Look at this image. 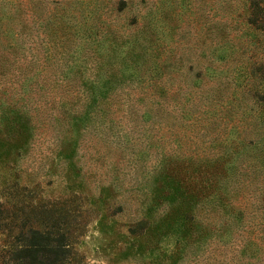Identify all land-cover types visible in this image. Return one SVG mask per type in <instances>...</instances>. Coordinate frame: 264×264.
Here are the masks:
<instances>
[{"label":"trees","instance_id":"16d2710c","mask_svg":"<svg viewBox=\"0 0 264 264\" xmlns=\"http://www.w3.org/2000/svg\"><path fill=\"white\" fill-rule=\"evenodd\" d=\"M240 2L244 22L264 32V0ZM84 4L93 8L89 22L87 14H76ZM125 5L126 0H0V169L7 171L1 179L0 231L5 229L7 238L0 264L67 260L80 215L69 204L87 189L76 163L79 141L87 127L120 124L122 118L133 127H156L157 139L165 130V136L172 135V144L158 150L141 182L133 179L124 187L115 176L85 194L100 212V225L105 217L127 212L124 226L134 256L146 264H176L182 253L199 249L208 238L244 225L252 229L244 218L242 188L246 178L255 177L248 172L264 164V88L244 84L254 110H244L239 122L233 119L225 134L224 127L211 131L216 109H209L207 93L195 98L187 92L182 100L162 78L168 64L158 58L159 19L147 17L131 31L114 27L110 13ZM104 7L108 17H101ZM243 71V77L251 75ZM197 77L193 84L201 80ZM125 86L147 103L128 102L117 117V96ZM131 99L128 93L124 100ZM45 124L60 126L55 155L63 162L68 194L31 203L18 198L17 188L31 200L37 183L20 179L17 161ZM244 155L253 159L248 166L240 162ZM258 206L264 211V198ZM259 229L264 240V220Z\"/></svg>","mask_w":264,"mask_h":264},{"label":"rangeland","instance_id":"374dc122","mask_svg":"<svg viewBox=\"0 0 264 264\" xmlns=\"http://www.w3.org/2000/svg\"><path fill=\"white\" fill-rule=\"evenodd\" d=\"M125 7L118 13H110L109 18L115 24L112 26L131 31L147 17L151 21L159 19L157 23L161 27L155 33L159 43L158 58L168 64L162 78L171 90L179 92L182 100L187 92L196 93L195 98L201 92L207 93L209 109H216L211 131L224 127L225 134L233 119L239 122L237 117L244 110H254L256 103L244 84L251 90L264 88V32L256 31L244 22L246 15L240 0H126ZM92 10L89 4L79 6L77 17L80 18V12L87 14L86 21L89 22ZM101 11H104L101 17H108L104 14L105 7ZM135 16V24L130 25ZM188 64H192L191 68ZM243 70L251 75L243 77ZM196 75L201 80L193 84L192 78ZM246 78L248 80L244 82ZM128 93L134 99L124 100ZM137 98L135 88L125 86L117 96L116 116L128 102L138 106L147 103V99L138 101ZM222 112L225 115L219 117ZM120 121L114 125H91L79 141L76 163L87 189L69 204L70 210L80 215L74 220L69 237L70 254L63 264H146L142 256L133 255L129 245L130 236L124 226L128 220L127 212L105 217L104 225H100V212L88 202L85 194L89 190L96 192L100 182L108 183L115 176L124 182V187L133 179L141 182L158 150L172 144V135L165 136V130L157 139L156 127H133L125 124L123 118ZM59 128L52 124L40 126L30 148L17 161L20 179L37 183L31 200L17 188L20 200L32 203L49 199L54 202L68 194L61 173L63 162L55 155ZM150 140H156L158 146ZM188 146V151L192 150L193 143ZM250 160L253 159L244 155L240 162L248 166ZM242 168L248 170V167ZM256 168L255 172L247 171L255 177L246 178L242 188L245 191L242 198L244 218L250 223L248 228L252 229L247 230L244 225L230 235L208 238L199 249L182 253L176 264H264V240L259 236L264 211L258 206L264 198V164L256 165ZM6 175L7 171L0 169V198H5L1 195V179ZM6 233L5 229L0 231V246L5 243ZM248 239L252 241L248 242Z\"/></svg>","mask_w":264,"mask_h":264}]
</instances>
